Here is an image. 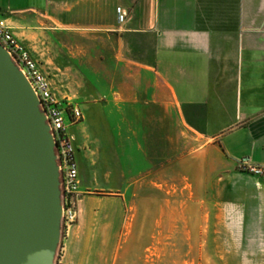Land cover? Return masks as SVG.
I'll use <instances>...</instances> for the list:
<instances>
[{
	"label": "crops",
	"instance_id": "obj_1",
	"mask_svg": "<svg viewBox=\"0 0 264 264\" xmlns=\"http://www.w3.org/2000/svg\"><path fill=\"white\" fill-rule=\"evenodd\" d=\"M0 14L40 51L50 37L56 68L55 55L71 43L89 55L84 67L95 69L97 60L110 69L112 47L113 68L129 70L137 89L133 103L145 95L141 101L163 118L203 117L200 152L218 148L231 169L244 158L264 165V0H0ZM76 155L79 163L77 147ZM245 192L244 206L262 220L253 226L262 229L264 175ZM91 202L82 188L58 264L116 263L121 226L105 221V210Z\"/></svg>",
	"mask_w": 264,
	"mask_h": 264
},
{
	"label": "rangeland",
	"instance_id": "obj_2",
	"mask_svg": "<svg viewBox=\"0 0 264 264\" xmlns=\"http://www.w3.org/2000/svg\"><path fill=\"white\" fill-rule=\"evenodd\" d=\"M18 36L38 57L56 94L83 109L85 119L72 131L81 185L91 204L105 210V221L121 226L115 264H264V228L253 226L262 220L243 197L264 174L231 169L218 148L200 152L203 117L163 118L141 101L145 95L133 103L137 89L129 70L113 68L112 47L110 69L98 68L97 60L95 69L84 67L89 55L71 43L55 55L56 68L50 37L40 51ZM131 174L133 181L126 177Z\"/></svg>",
	"mask_w": 264,
	"mask_h": 264
},
{
	"label": "water",
	"instance_id": "obj_3",
	"mask_svg": "<svg viewBox=\"0 0 264 264\" xmlns=\"http://www.w3.org/2000/svg\"><path fill=\"white\" fill-rule=\"evenodd\" d=\"M62 216L50 126L0 42V264H55Z\"/></svg>",
	"mask_w": 264,
	"mask_h": 264
},
{
	"label": "built area",
	"instance_id": "obj_4",
	"mask_svg": "<svg viewBox=\"0 0 264 264\" xmlns=\"http://www.w3.org/2000/svg\"><path fill=\"white\" fill-rule=\"evenodd\" d=\"M119 20L125 13L117 8ZM0 42L24 73L40 100L55 142V152L60 173L61 203L63 207L62 237L78 217V201L82 194L79 163L76 155L75 135L71 129L84 119L83 109L66 96H58L46 73L31 49L14 33L13 27L0 14ZM241 171L256 176L264 174V165L240 159Z\"/></svg>",
	"mask_w": 264,
	"mask_h": 264
},
{
	"label": "trees",
	"instance_id": "obj_5",
	"mask_svg": "<svg viewBox=\"0 0 264 264\" xmlns=\"http://www.w3.org/2000/svg\"><path fill=\"white\" fill-rule=\"evenodd\" d=\"M60 247H61V243H60V246H59V248H58V249H60ZM56 260H57V255H56V257H55V262H56Z\"/></svg>",
	"mask_w": 264,
	"mask_h": 264
}]
</instances>
